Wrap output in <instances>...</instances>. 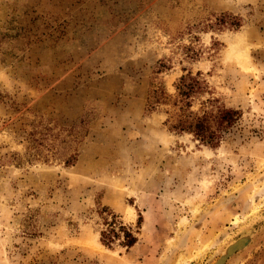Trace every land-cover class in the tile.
<instances>
[{
	"label": "rangeland",
	"instance_id": "374dc122",
	"mask_svg": "<svg viewBox=\"0 0 264 264\" xmlns=\"http://www.w3.org/2000/svg\"><path fill=\"white\" fill-rule=\"evenodd\" d=\"M188 74V112L239 113L215 148L169 130ZM102 206L138 243L100 242ZM262 223L264 0H0V264H216Z\"/></svg>",
	"mask_w": 264,
	"mask_h": 264
},
{
	"label": "trees",
	"instance_id": "16d2710c",
	"mask_svg": "<svg viewBox=\"0 0 264 264\" xmlns=\"http://www.w3.org/2000/svg\"><path fill=\"white\" fill-rule=\"evenodd\" d=\"M238 27V23L230 25ZM198 74L191 76L190 74L182 76L175 86L177 95L173 105H180V119L169 126V130L177 133H188L198 140L203 145L215 148L220 143L224 134L235 123L239 113L234 110L217 108L216 111L201 110L200 115L192 114L190 109V100L202 92L201 83L198 80ZM155 102L148 101V106L153 107L156 103H163L165 96L162 92H153ZM100 213L104 216V231L100 232V242L110 248L115 242L125 248H132L137 238L132 233L130 228L123 226L118 217L106 206L100 208ZM142 222L140 214L137 216L136 226L139 228Z\"/></svg>",
	"mask_w": 264,
	"mask_h": 264
},
{
	"label": "crops",
	"instance_id": "0c3cea01",
	"mask_svg": "<svg viewBox=\"0 0 264 264\" xmlns=\"http://www.w3.org/2000/svg\"><path fill=\"white\" fill-rule=\"evenodd\" d=\"M212 210H210L209 212H210V214L213 212H211ZM242 211V209H239V211L237 212V214L238 215H240V212ZM213 216V215H212ZM262 217H263V215H262ZM209 218L210 217H208V214H204V213H202L200 216H199V218L195 221V222H193V230H195V231H198L202 226L204 227V230H201V231H206L205 232V234H204V236H207L208 234H211V237L210 238H212L213 239V241H214V236H216L217 235V233L219 232V228L221 227V225H222V221L220 220L219 222H217V223H215L216 225L215 226H211L210 224H211V222H212V220L210 219L209 220ZM221 218V217H220ZM259 220V219H258ZM165 225V224H164ZM163 224H160L159 223V225L156 227L155 226V228H154V232H153V236L154 237H157V238H161V240L163 239L162 237H164V235L162 234V233H165L166 232V230L165 229H163V227L162 226H164ZM175 226H176V224H175ZM211 226V227H210ZM206 227V228H205ZM256 228H258V231H259V233L260 234H258V233H256L255 232V230H253V228H251L250 230H253L254 231V233L252 234L251 232H250V235L252 234V237H253V239H252V241H251V243L249 244V249H248V251H244L243 249L241 250V251H237V252H235V254H234V256H236L237 257V259L239 260V258H240V260H245L247 257H249V256H254V254L256 253L255 251H254V247H256V245H254V247L252 248L251 247V245L252 244H257V243H259V245L261 246V244H262V241H261V238H264V223H262L261 225H258V226H256ZM207 229V230H206ZM172 230H173V228H172ZM255 234H256V236H255ZM181 237H179V239H180V241H178V247L180 248L181 247V249H183L184 248V246L188 243V239H187V237L185 236V235H183V233H181V235H180ZM255 236V237H254ZM169 239H171V237L169 238ZM220 239H221V237H218L216 240H215V242L217 243L218 241H220ZM160 240V241H161ZM138 241V240H137ZM166 240H164V241H162L161 243H160V245H159V247H158V251H156V253H155V257L157 258V257H161L162 258V255L161 254H163V246H161L164 242H165ZM185 241V242H184ZM136 243H138V242H136ZM258 246V245H257ZM171 251H173V249H171L170 250V252ZM185 251V250H184ZM183 251V254L185 253ZM244 251V252H243ZM176 253H177V251H175ZM178 254V253H177ZM218 258V254L215 252V250H210L208 253H207V255H206V257L203 259V261L202 262H200V263H202V264H212L216 259ZM238 260H234L233 262H236V261H238Z\"/></svg>",
	"mask_w": 264,
	"mask_h": 264
},
{
	"label": "bare ground",
	"instance_id": "6f19581e",
	"mask_svg": "<svg viewBox=\"0 0 264 264\" xmlns=\"http://www.w3.org/2000/svg\"><path fill=\"white\" fill-rule=\"evenodd\" d=\"M245 58H246V55H245ZM238 61H239V65L242 67V68H244V70L245 69H247L248 68V66H246V64H248V63H246V61L244 60V59H241L239 56H238ZM129 211H131V209L129 210ZM256 211V210H255ZM255 214H256V212H254ZM252 213H250L249 214V216L251 215ZM130 215V214H129ZM252 215H254V214H252ZM242 244V245H241ZM238 245H240V246H238ZM249 244H246V243H243V241H242V239L241 240H239V239H237L234 243H230V244H227V247L225 248V250H224V252L222 253V255L220 256V258H219V260H218V262L216 263V264H224V262L226 261V260H228V258H230V257H232L234 254H235V252H237V251H241L242 249L244 250V249H246L247 248V246H248ZM207 246V245H206ZM99 247H101L100 245H99ZM238 247H240L239 249H237ZM102 248V247H101ZM207 248H205V250H206ZM237 249V250H236ZM223 250V249H222ZM228 255H230V256H228ZM202 256V255H201ZM226 256H228V257H226ZM198 257V256H197ZM199 257H200V255H199ZM189 259V258H188ZM191 259V258H190Z\"/></svg>",
	"mask_w": 264,
	"mask_h": 264
},
{
	"label": "water",
	"instance_id": "95a60500",
	"mask_svg": "<svg viewBox=\"0 0 264 264\" xmlns=\"http://www.w3.org/2000/svg\"><path fill=\"white\" fill-rule=\"evenodd\" d=\"M237 239H239V240L242 239L243 243L250 244L253 237L250 234H245L244 236H243V234H240L239 237H237Z\"/></svg>",
	"mask_w": 264,
	"mask_h": 264
},
{
	"label": "flooded vegetation",
	"instance_id": "af4514ba",
	"mask_svg": "<svg viewBox=\"0 0 264 264\" xmlns=\"http://www.w3.org/2000/svg\"><path fill=\"white\" fill-rule=\"evenodd\" d=\"M241 245H242V244H241ZM238 246H240V245H238ZM239 248H240V247H238L237 249H239ZM237 249H236V250H237Z\"/></svg>",
	"mask_w": 264,
	"mask_h": 264
}]
</instances>
